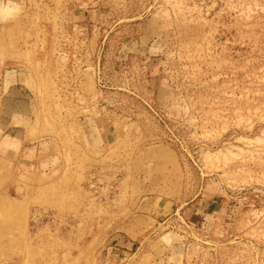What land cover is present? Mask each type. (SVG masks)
I'll return each instance as SVG.
<instances>
[{
	"label": "rangeland",
	"instance_id": "obj_1",
	"mask_svg": "<svg viewBox=\"0 0 264 264\" xmlns=\"http://www.w3.org/2000/svg\"><path fill=\"white\" fill-rule=\"evenodd\" d=\"M0 51V264H264V0H8Z\"/></svg>",
	"mask_w": 264,
	"mask_h": 264
},
{
	"label": "crops",
	"instance_id": "obj_2",
	"mask_svg": "<svg viewBox=\"0 0 264 264\" xmlns=\"http://www.w3.org/2000/svg\"><path fill=\"white\" fill-rule=\"evenodd\" d=\"M6 1L8 0H0V6L5 5ZM1 54H5V51H0ZM20 64L0 58V110H6L8 116L4 121L11 122L9 123L11 127L18 126L20 124L18 122L28 123L30 119L28 112L30 93L25 84L28 74L26 66ZM2 105H6V108ZM114 250L117 249H111L112 252Z\"/></svg>",
	"mask_w": 264,
	"mask_h": 264
}]
</instances>
